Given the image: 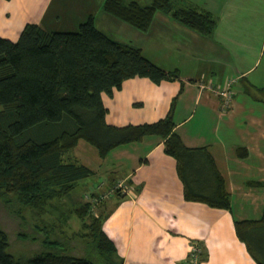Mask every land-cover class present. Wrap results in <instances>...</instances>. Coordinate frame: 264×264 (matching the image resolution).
Returning a JSON list of instances; mask_svg holds the SVG:
<instances>
[{
    "label": "crops",
    "instance_id": "1",
    "mask_svg": "<svg viewBox=\"0 0 264 264\" xmlns=\"http://www.w3.org/2000/svg\"><path fill=\"white\" fill-rule=\"evenodd\" d=\"M104 3L0 0V37L17 42L29 24L49 33L76 32L92 17L96 29L111 39L140 49L164 71L177 72L178 80L157 84L133 78L112 96L103 94L106 123L117 128L156 123L176 99L175 132L187 148L207 149L231 198L230 211L186 201L177 161L165 153L158 137L117 147L104 159L79 141L69 161L92 170L90 178L103 180L90 195L109 196L99 214L117 249L118 264H190L193 246L202 249L199 264H256L234 224L259 221L264 210V94L256 90L264 89V0H211L217 10L195 7L216 20L210 35L166 13L156 14L151 28L138 33L107 14ZM230 79L237 83L231 108L223 113L221 99L201 85L221 86ZM239 150L247 155L241 158ZM90 178L79 181L74 191L79 184L88 189ZM120 182L129 194L114 190Z\"/></svg>",
    "mask_w": 264,
    "mask_h": 264
},
{
    "label": "trees",
    "instance_id": "2",
    "mask_svg": "<svg viewBox=\"0 0 264 264\" xmlns=\"http://www.w3.org/2000/svg\"><path fill=\"white\" fill-rule=\"evenodd\" d=\"M104 10L141 32L151 28L158 13L203 35L216 26L210 13L178 0H150L146 5L140 0H105ZM133 78L159 84L178 80L179 75L159 68L140 49L111 39L96 29L92 17L76 32L49 33L29 24L17 42L0 37V199L43 217L58 209L56 203L70 196L79 181L94 175L67 159L79 141L104 159L117 147L155 136L164 140L165 153L177 161L184 199L230 211L226 182L211 154L205 148H187L174 130L176 99L168 115L156 123L123 128L106 123L102 95L112 96ZM256 90L264 94V89ZM238 155L244 158L247 152L239 150ZM90 207L87 203L73 212L82 220L78 235L88 236L80 245L81 254L67 240L65 248L40 253L23 264H118L117 249L103 231L102 215L90 224L84 221ZM19 210L16 217L23 220ZM234 225L252 259L264 264V210L259 221ZM57 240L46 244L57 245ZM8 247V237L0 229V264H20Z\"/></svg>",
    "mask_w": 264,
    "mask_h": 264
},
{
    "label": "rangeland",
    "instance_id": "3",
    "mask_svg": "<svg viewBox=\"0 0 264 264\" xmlns=\"http://www.w3.org/2000/svg\"><path fill=\"white\" fill-rule=\"evenodd\" d=\"M178 1H181L184 5H192L199 9L217 10L216 5L212 4L211 0ZM140 2L142 4H148L150 0H140ZM138 33L142 32L139 31ZM203 39L208 38L203 36ZM92 150L95 152L94 148H92ZM69 158L70 157H67V159ZM88 181H91V185L88 189H86L87 184L85 187H83L82 184H79L78 188L73 192L69 199L65 198L63 200L66 201L65 203L63 201L60 202L61 204L56 203L58 209L51 211V213L43 217L36 215L35 212L30 209L20 208L19 205L16 206L13 202L7 203L6 200L0 199V229L3 230L8 237V253L11 254L17 262L23 264L28 260L35 258L40 253L65 248L66 243L64 242L67 240L74 243V250L81 254L82 248L80 245L83 244L82 241H85V243L88 241V236L81 237L77 234L82 230V220L76 216L73 211H75V208L81 207L82 205L87 204L86 202L90 201V212L84 220L87 224H90L92 219H95L100 215L99 206L101 202L107 200L105 198L106 195H98L101 194V192L92 196L90 195V193H95L96 188L101 185L103 181L102 178L98 176L90 178ZM102 190L104 192L107 191L105 189ZM11 197V200L15 199L14 196ZM79 197L84 200H86V197L89 198L86 202H83V200L80 202ZM102 197L103 199H101ZM96 199L98 201H96ZM18 209H20V215L23 217V220L18 216L16 217L15 212ZM66 217L67 221L64 219ZM62 223L64 225H62ZM83 233L87 234L88 231ZM55 237L58 238L57 241L59 243L57 245L46 244V242H52ZM43 248H46V250L44 251Z\"/></svg>",
    "mask_w": 264,
    "mask_h": 264
},
{
    "label": "built area",
    "instance_id": "4",
    "mask_svg": "<svg viewBox=\"0 0 264 264\" xmlns=\"http://www.w3.org/2000/svg\"><path fill=\"white\" fill-rule=\"evenodd\" d=\"M236 83H237V79H230L224 85H221V86H213L211 84L201 85V90L209 91L212 94L219 97L221 99V110L223 113H227L232 105L233 96H234L233 87ZM114 190H117L121 194H124V195L129 194V189L124 182L118 183ZM107 197L109 196L106 195L105 198ZM101 199H103V197ZM96 201L98 200L96 199ZM200 252L201 250L199 249L198 246H193L191 254H190L191 264H199Z\"/></svg>",
    "mask_w": 264,
    "mask_h": 264
}]
</instances>
